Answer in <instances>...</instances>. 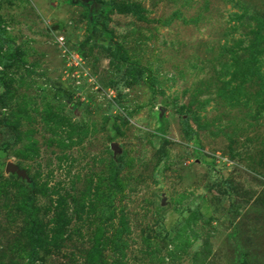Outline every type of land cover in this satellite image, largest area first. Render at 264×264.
Returning a JSON list of instances; mask_svg holds the SVG:
<instances>
[{"label": "rangeland", "instance_id": "374dc122", "mask_svg": "<svg viewBox=\"0 0 264 264\" xmlns=\"http://www.w3.org/2000/svg\"><path fill=\"white\" fill-rule=\"evenodd\" d=\"M72 1L0 0V264H264V0Z\"/></svg>", "mask_w": 264, "mask_h": 264}, {"label": "water", "instance_id": "95a60500", "mask_svg": "<svg viewBox=\"0 0 264 264\" xmlns=\"http://www.w3.org/2000/svg\"><path fill=\"white\" fill-rule=\"evenodd\" d=\"M16 172V173H18V175H20V176H22L23 177V172H20V171H18V169L15 167V166H13V165H7V167H6V172Z\"/></svg>", "mask_w": 264, "mask_h": 264}, {"label": "trees", "instance_id": "16d2710c", "mask_svg": "<svg viewBox=\"0 0 264 264\" xmlns=\"http://www.w3.org/2000/svg\"><path fill=\"white\" fill-rule=\"evenodd\" d=\"M72 2H73V3H75V2H76V3H79L80 1H79V0H77V1H76V0H73Z\"/></svg>", "mask_w": 264, "mask_h": 264}]
</instances>
